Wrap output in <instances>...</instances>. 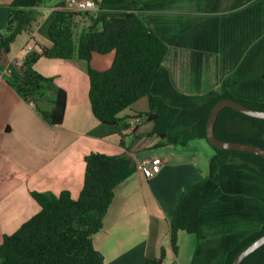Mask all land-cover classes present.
Here are the masks:
<instances>
[{
    "label": "trees",
    "instance_id": "obj_1",
    "mask_svg": "<svg viewBox=\"0 0 264 264\" xmlns=\"http://www.w3.org/2000/svg\"><path fill=\"white\" fill-rule=\"evenodd\" d=\"M48 1L12 0L6 5L9 15L5 30L0 32V52L9 51L17 34L34 23L39 9ZM93 1L97 9L86 13L67 8L63 1L58 2L50 11L46 28L50 43L35 42V48L26 52L21 64L0 61V70L5 66L10 68L6 77L8 84L31 103L50 125H58L63 120L66 92L52 77L34 68V64L42 57L79 58L88 63L90 108L93 115L105 125L129 127L127 116L121 117L119 112L146 97L148 110L143 113L144 121L151 123L152 134L160 140L167 138L168 143L185 145L193 139H206L208 115L214 104L222 98H232L248 107L264 110V98L243 96L259 89L264 91V75H252L253 60L264 53V32L260 31L250 39L256 42L238 68L240 91L221 90L205 100L192 98L188 104L187 96L174 90L170 84L169 67L166 66L167 70L162 68L168 62L166 57L171 51V41L164 33L167 32V37L177 36L175 40L178 43L189 46L186 40L182 42L179 39L180 31L175 32L171 28L165 31L164 24L157 17L148 18L145 15L148 7L151 8L150 4L157 0ZM219 1L214 0L215 3ZM249 10V17L244 16ZM82 14L83 18L87 16V25L77 20ZM229 14L239 16V24H243L246 30L243 29V32H248L251 24L264 19V0H233ZM260 14H263L262 18L258 16ZM215 18L211 22L215 23ZM107 53H113L112 63L107 69L99 70L89 64L93 54ZM249 65L251 69L246 70ZM163 69L169 77L164 79V76V82L154 90ZM43 104L46 106L43 107ZM141 114L138 112V115ZM214 133L223 140L251 143L264 148V119L242 114L230 107L223 108L217 115ZM211 147L214 153L209 162L208 176L182 192L176 203L169 221L170 242L173 252L177 253L179 232L184 231L201 239L205 227L214 224L215 228L214 222L235 226L237 221L230 222L231 216H238L241 222L239 226L236 224L237 231L231 229L234 237L229 235L231 238L225 245L224 255L215 262L216 251L210 248L209 260L205 263L231 264L243 248L264 234V220L258 219L252 224V220H243L241 217L244 213H241V207L251 208L246 203L242 188L247 187L246 193L257 199V207H262L264 202L262 187L242 182L244 178L241 172L254 175L264 183V158L252 152ZM84 161L83 185L77 197H72L67 190L58 194L31 192L39 210L14 232L3 235L0 242L1 264H103V255L93 246L92 238L102 228L103 217L114 197V188L136 171V162L124 152L108 155L98 151L86 154ZM227 184L241 185L238 188L242 189L239 196L232 198L235 206H230L231 210L216 206L217 201L224 196ZM208 228V234L216 233ZM191 263L196 264L194 258ZM144 264H166L164 248H161L159 257L147 258ZM240 264H264V244Z\"/></svg>",
    "mask_w": 264,
    "mask_h": 264
},
{
    "label": "crops",
    "instance_id": "obj_2",
    "mask_svg": "<svg viewBox=\"0 0 264 264\" xmlns=\"http://www.w3.org/2000/svg\"><path fill=\"white\" fill-rule=\"evenodd\" d=\"M11 1L0 0V32L5 30L9 15L6 5ZM60 1H52L39 9L34 23L15 37L9 51L0 52V61L21 64L28 42L33 49L35 42L48 45L46 28L50 10ZM77 20L87 24L83 14ZM182 47L187 48L183 44ZM87 66L88 63L79 58L42 57L34 64L39 73L52 77L66 92L64 116L58 125L47 123L33 105L8 84L6 77L0 76V240L4 234H10L7 230L38 212L39 205L31 192L58 194L67 190L75 198L83 185L86 154L91 151L108 155L124 152L135 162L151 156H159L163 162L160 170L150 177L136 168L114 188L102 228L92 238L93 246L103 255V264H144L147 258L159 257L161 248L165 251L166 264H175L172 258L181 263L179 257L187 262L184 264H192L193 258L196 264H205L210 248L220 256L219 246L214 242L217 235H226L224 230L213 236L205 227L201 239L181 231L177 235V254L171 247L169 221L176 203L188 185L206 177L196 181L197 159L176 160L181 150L168 151L171 144L151 133V123L144 121L143 113L148 110L144 97L137 101H141L138 108L134 106L137 102L134 103L130 114L128 111L126 115L119 114L127 116L129 127L101 123L90 108ZM177 88L182 89L179 85ZM213 153L207 161L210 162ZM234 230H238L236 224ZM186 244H189L187 251Z\"/></svg>",
    "mask_w": 264,
    "mask_h": 264
},
{
    "label": "rangeland",
    "instance_id": "obj_3",
    "mask_svg": "<svg viewBox=\"0 0 264 264\" xmlns=\"http://www.w3.org/2000/svg\"><path fill=\"white\" fill-rule=\"evenodd\" d=\"M52 1L57 0H49L48 3ZM150 6L151 8L148 7L149 10L145 12V15L148 18L149 16L157 17L159 21L164 24L165 31L168 28H171V30L175 32L180 31L178 34L179 39L182 42L183 40H186V45L189 46L187 48H183L182 43H178L175 40L177 36L167 37L169 36L167 32L164 33L168 41H171L169 44L171 51L168 54V57H166V60L170 62V65L166 62L162 65V68L167 70L168 68L166 66L169 67L167 71L169 72L170 77L168 73H164L165 70L163 69L154 85V90L158 84L159 87L161 86L164 82L163 78L165 76L164 79H168V77L170 78V84H172L174 90H179L177 88L178 85L182 88L180 92L187 96L185 98H187L186 103L188 104L192 102V98L205 100L212 94L218 93L221 90L240 91L238 86L241 78L238 77V68L242 65L241 63L244 60L247 51L250 50L256 42H252L250 39L256 36L258 32H264V19H260L263 21L262 23H260L261 21H258L253 25L251 24L252 27L249 29L250 31H248V33L243 32L245 27L243 24H239L241 18L239 16L229 14L232 11L233 0H220L218 3H215L214 0H157V2L150 4ZM250 13L251 10L247 11L244 16L249 17ZM221 14L222 16H220ZM262 15L263 14H260L258 16L262 18ZM184 16H187V18ZM214 17H216L215 23L211 22ZM86 23L88 24V21ZM244 31L246 30L244 29ZM207 43L208 47L206 48ZM183 49L186 50V52H184ZM112 56V53L95 54L90 61V64L99 70L106 69L111 65ZM173 60L176 63H174ZM181 61L182 64L179 65ZM252 64L254 65L252 67L254 70L252 75H264V68L262 67L264 66V53H260L258 55V59L255 58ZM251 65L246 67V70L247 68L250 70ZM0 76L7 77L8 75L0 74ZM243 96H252L253 98L260 99L264 98V91L263 89H259L252 93L243 94ZM140 102L141 101L133 105L138 108ZM133 105L126 107L119 112V114L126 115L125 112L127 111L130 114L132 112L131 108H133ZM174 129L175 128H172L171 130ZM40 140L43 139L40 138ZM163 142H165V140H163ZM168 144H171L168 151L181 150L175 157L176 160L185 162L189 157L197 159V167H195V171L197 173L196 181L200 177L205 175L208 176V168H210V165H208L209 161H207V157L211 155L213 149L206 139H193L190 140L187 145H178L177 143ZM241 173L243 175L241 177L244 178L242 182L249 185L253 184L251 186L257 188L261 186V191L264 196V183L260 182L254 175L247 174L246 172ZM190 186L188 185L187 189ZM240 186H229L227 184L224 196L220 199V201H217L216 206L219 209L226 208L227 210H231L232 207L235 206V204L232 203V198L235 199L239 196L243 189L246 203L249 204V207L251 206V208L241 207V213L244 212L242 214L243 216H241L242 219L252 220V224L258 219H262L263 221L264 202L262 207H257L259 204V202L257 204V199L246 193L247 187L239 189L238 187ZM230 206L232 207L230 208ZM227 217L228 216H224V218ZM231 217L232 219L229 217L231 219L230 222L235 223L237 221L236 224L239 226V222H241L240 217H236L235 215H232ZM21 223L22 222H18L16 226L7 231L9 233L15 231ZM214 223L215 228L214 224H211V227H206L205 230L208 228L209 231L213 230L219 234L221 233L219 231L224 230L226 233V235H223L222 237H220V235L216 236L217 240L214 243H217L219 246L218 250L220 256L215 257V261L221 257L223 252H225V245L229 242L228 240L233 235L231 229H234L235 226H223L218 225L216 222ZM189 236L194 235L189 234ZM192 239L195 241V238ZM188 249L189 244H186L185 250L187 251ZM172 259H174L175 264L187 263L183 262L180 257L179 259L181 260V263L177 260V258Z\"/></svg>",
    "mask_w": 264,
    "mask_h": 264
},
{
    "label": "water",
    "instance_id": "obj_4",
    "mask_svg": "<svg viewBox=\"0 0 264 264\" xmlns=\"http://www.w3.org/2000/svg\"><path fill=\"white\" fill-rule=\"evenodd\" d=\"M230 107L242 114L255 117V118H263L264 119V110L255 109L252 107H248L243 103L234 100L232 98H222L217 101L210 113L208 115L206 126H205V134L206 141L216 148L221 149H230V150H242L247 152H252L264 158V148L255 144L245 143V142H237V141H229L218 138L214 133V123L219 112L225 108ZM262 244H264V234L253 240L249 245L243 248L232 260L231 264H240L242 260L248 256L251 252L259 248Z\"/></svg>",
    "mask_w": 264,
    "mask_h": 264
},
{
    "label": "built area",
    "instance_id": "obj_5",
    "mask_svg": "<svg viewBox=\"0 0 264 264\" xmlns=\"http://www.w3.org/2000/svg\"><path fill=\"white\" fill-rule=\"evenodd\" d=\"M61 1L64 2L67 8L82 13H86L97 9V6L93 0H61ZM32 36L33 34L31 33V38ZM25 49L27 51H30L33 49V45L28 42L25 45ZM9 73H10V68L8 66H5L4 69L0 70V74L9 75ZM162 162L163 161L161 157L151 156L143 159L142 161L136 162V168L141 170L147 177H150L156 174L160 170V166Z\"/></svg>",
    "mask_w": 264,
    "mask_h": 264
},
{
    "label": "clouds",
    "instance_id": "obj_6",
    "mask_svg": "<svg viewBox=\"0 0 264 264\" xmlns=\"http://www.w3.org/2000/svg\"><path fill=\"white\" fill-rule=\"evenodd\" d=\"M85 16V18H87V16L86 15H84Z\"/></svg>",
    "mask_w": 264,
    "mask_h": 264
},
{
    "label": "bare ground",
    "instance_id": "obj_7",
    "mask_svg": "<svg viewBox=\"0 0 264 264\" xmlns=\"http://www.w3.org/2000/svg\"><path fill=\"white\" fill-rule=\"evenodd\" d=\"M51 13V12H50Z\"/></svg>",
    "mask_w": 264,
    "mask_h": 264
}]
</instances>
